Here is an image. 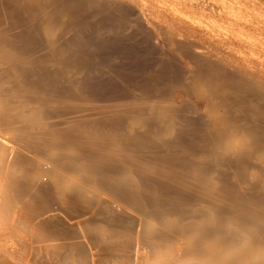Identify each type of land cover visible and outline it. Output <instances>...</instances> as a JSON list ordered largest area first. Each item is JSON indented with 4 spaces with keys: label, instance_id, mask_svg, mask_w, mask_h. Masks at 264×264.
<instances>
[{
    "label": "bare ground",
    "instance_id": "6f19581e",
    "mask_svg": "<svg viewBox=\"0 0 264 264\" xmlns=\"http://www.w3.org/2000/svg\"><path fill=\"white\" fill-rule=\"evenodd\" d=\"M140 1L148 12L127 0H0L2 206L35 228L94 213L103 226L90 230L100 247L117 245L122 264L153 257L150 246L174 247L171 264L204 254L207 264H264V0ZM114 16L111 32L141 39L159 74L129 80L142 94L103 104L87 91L88 46L77 40Z\"/></svg>",
    "mask_w": 264,
    "mask_h": 264
},
{
    "label": "rangeland",
    "instance_id": "374dc122",
    "mask_svg": "<svg viewBox=\"0 0 264 264\" xmlns=\"http://www.w3.org/2000/svg\"><path fill=\"white\" fill-rule=\"evenodd\" d=\"M129 1V2H128ZM127 3H129L128 5H133L134 7H133V9H135V10H137L138 8V11L140 10V7H141V10H145L146 12H148L149 10V8L148 7H146V6H144L143 4H142V2L140 1V0H127ZM136 6V7H135ZM140 6V7H139ZM144 6V7H143ZM148 10V11H147ZM105 15V14H104ZM152 17H154V15H151ZM118 17H120V14H118V15H116V18H118ZM115 18V16L112 18V19H109V20H107V19H101L102 20V22H101V24H103V25H101V26H103L102 28H101V30H97V28L95 27L94 28V26H92L91 27V29H93V30H91L90 28H88V29H86V31H84V37H85V33H89V34H86V37L85 38H87L88 37V39H89V41L90 42H88L86 39L84 40L83 39V36H81L82 38L81 39H78L77 40V43L79 44V42H80V46L83 48V47H85V46H82L83 44L84 45H87L88 46V48L87 47H85V49L83 48V50L85 51L86 49H88V50H86V52H83V50H82V48L81 47H79L78 45H76V43H75V45H74V49H76V50H79V51H81V52H83V54H87L85 57H87V59L89 58V60H90V65H91V67L93 68V72H92V68H91V72H90V74H89V76L91 75V73H92V75L90 76V78L89 79H91L90 81H89V79H88V81L90 82H87L88 83V85H87V87H89L88 89H87V91H89L90 90V92H89V94H92L93 96L95 95V97L97 96V99H101V100H103V104H104V102L106 101V99L107 100H110V99H115V98H117L116 96H118V95H121L122 93H126V92H128V91H130L131 93H133L134 92V90H138L137 89V87H135V85H132V82L131 81H135V80H138V81H145L147 78L148 79H151V78H154V77H157V75L159 74V72H158V66L157 65H155V63H156V60H155V58H153V60H152V57H153V54H150L149 53V51H148V49L146 48V46H145V44H143L142 42H141V39H139V38H134V37H132V39L130 38V37H126V35L125 34H121L120 35V33L119 32H117V33H115V31H117V30H113L114 32H111L112 30H110L109 28L111 27V26H114V27H116V19ZM111 20V21H110ZM115 20V21H114ZM107 21V22H106ZM108 23H110V24H108ZM111 23L113 24V25H111ZM110 25V26H109ZM109 27V28H108ZM105 28V29H104ZM108 29V30H107ZM103 31V32H102ZM109 32V34H108V32ZM90 32H91V34H90ZM101 33V34H100ZM105 34V35H104ZM96 35V36H95ZM103 35V36H102ZM111 35V36H110ZM115 35H118L120 38H119V40H118V36L117 37H115ZM100 36V37H99ZM111 37V39H110V37ZM125 36V37H124ZM95 37V38H94ZM102 37V38H101ZM123 37V38H122ZM91 38V39H90ZM108 38V39H107ZM114 38H116V39H114ZM125 38H128V39H125ZM82 39L84 40V41H82ZM94 39V40H93ZM93 40V41H92ZM103 40V41H102ZM109 40V41H108ZM110 40H114V42H110ZM116 40H118V42L116 41ZM81 41L82 42H84V43H81ZM85 41H86V43H85ZM94 41H98L97 43L95 42L94 43ZM93 42V43H92ZM90 43V44H89ZM114 43V44H113ZM120 43V44H119ZM133 43V44H132ZM142 43V44H141ZM90 45V47H89V45ZM93 44V45H92ZM116 44V45H115ZM94 45H96V46H94ZM100 46V47H99ZM111 46H113V47H111ZM118 46V47H117ZM131 46V47H130ZM81 49H79V48ZM93 47H94V49H93ZM105 47V48H104ZM125 47V48H124ZM98 48H99V50H98ZM123 48V49H122ZM145 48V49H144ZM103 49V50H102ZM98 50V53H96V51ZM142 50H145L144 52L141 51ZM90 53H89V52ZM106 51V52H105ZM113 51H114V53H113ZM138 53H137V52ZM94 54H93V53ZM117 52V53H116ZM136 52V53H135ZM149 54H148V53ZM112 53V54H111ZM104 54H106V55H104ZM116 54H117V56H116ZM133 54H135V55H133ZM141 54V55H140ZM90 55V56H89ZM91 55H93V58H92V56ZM97 55V56H96ZM102 55V56H101ZM112 55H114V56H112ZM122 55V56H121ZM126 55V56H125ZM130 55V56H129ZM99 56V57H98ZM116 56V57H115ZM143 58H142V57ZM147 56V57H146ZM136 57V58H135ZM149 57H150V59H149ZM99 58H100V60H99ZM102 58V59H101ZM129 58V59H128ZM141 58V59H140ZM108 59H109V61H108ZM147 59V60H146ZM105 60V61H104ZM129 60V61H128ZM130 60H132V61H130ZM134 60V61H133ZM136 60H137V62H136ZM144 60H145V62H144ZM150 60H151V62L152 63H150ZM98 61V62H97ZM119 61V62H118ZM123 61V62H122ZM143 61V62H142ZM155 61V62H154ZM101 62H105L106 64H101ZM112 62H113V64H112ZM127 62V63H126ZM153 62H154V64H153ZM111 63V64H110ZM108 64V65H107ZM115 64V65H114ZM153 64V65H152ZM106 65V66H105ZM121 66L122 68H123V71H122V73H121V75L120 74H118V75H116V77L113 75L112 76V74H113V71H109L110 69H111V67H112V69H116V68H119V66ZM138 65V66H137ZM152 65V66H151ZM117 66V67H116ZM124 66V67H123ZM134 66V67H133ZM116 67V68H115ZM151 67V68H150ZM94 68H97V69H94ZM126 68H128V69H126ZM144 68V69H143ZM170 68V67H169ZM107 69V70H106ZM140 69V70H139ZM149 69H150V71H149ZM153 69V70H152ZM94 70H95V72H94ZM102 70V71H101ZM117 70V69H116ZM129 70V71H128ZM148 70V71H147ZM98 71V72H97ZM148 73H147V72ZM105 74V75H103V73ZM107 72H109V74L107 73ZM149 72H150V74H149ZM152 72V73H151ZM155 72V73H154ZM166 72L168 73H170V75H171V72H173V74H174V70H171V68L168 70V69H166ZM100 75H99V74ZM147 73V74H146ZM157 73V74H156ZM166 73V74H167ZM97 74V75H96ZM173 74L170 76V78H172V79H174L173 77H175V76H173ZM111 75V76H110ZM120 75V76H119ZM155 75V76H154ZM162 75H164V74H162ZM175 75V74H174ZM95 76V77H94ZM96 76L97 77H99V78H96ZM123 76H124V78H123ZM167 76H168V74H167ZM168 76V77H169ZM173 76V77H172ZM111 77V78H110ZM115 77V78H114ZM118 77V78H117ZM119 77H121V78H119ZM138 78V79H136V78ZM145 77H147V78H145ZM108 78V79H107ZM93 79V80H92ZM117 79V80H116ZM135 79V80H134ZM141 79V80H140ZM109 80V81H108ZM112 80V81H111ZM114 80V81H113ZM129 80H131V81H129ZM117 81V82H116ZM106 82V83H105ZM110 83V84H109ZM115 83V84H114ZM129 83V84H128ZM91 84V85H90ZM95 84V85H94ZM113 84V85H112ZM102 85V86H101ZM105 85H107V86H105ZM120 86H122V87H120ZM139 86V85H138ZM104 87V88H103ZM110 87V88H109ZM119 87V88H118ZM92 88V89H91ZM99 88V89H98ZM124 88V89H123ZM138 88H140V87H138ZM109 89V90H108ZM110 89H111V91H110ZM120 89H121V91H120ZM104 90V91H103ZM124 92H123V91ZM126 90H128V91H126ZM93 91V92H92ZM101 91V92H100ZM103 91V92H102ZM139 91V90H138ZM138 91H136V92H134V93H138ZM97 93V94H95V93ZM110 92V93H109ZM116 92H117V94H116ZM130 92H128V93H130ZM140 92V91H139ZM115 93V94H114ZM113 94V95H112ZM139 94V93H138ZM140 94H142L141 92H140ZM116 95V96H115ZM101 96V97H100ZM114 96V97H113ZM183 96V97H182ZM186 95L183 93L180 97H181V99H184V98H186L185 97ZM105 98V99H104ZM108 98H110V99H108ZM107 102H109V101H107ZM200 106L201 107H203V103H200ZM187 110V112H185L186 113V115H185V117H188V118H193L192 120H196L197 119V121H196V125H195V127H193V128H196V127H202V125H201V117H199V118H197L198 116H200V115H197V117H196V115L194 116L193 114V110H191V109H185V111ZM188 110H190V112L188 111ZM207 110H208V108H207ZM208 112H210L211 114H212V116L214 115V113L213 112H211L210 110H208ZM190 116H188V115ZM193 121V122H194ZM200 125V126H199ZM6 202V201H5ZM5 202H1V200H0V205H1V207H0V264H43V261L45 260V258H47L46 259V261H48L49 262V264H51L56 258V262L54 263L53 262V264H67L68 263V261H69V263L68 264H75V261H76V264H122V263H119V261L121 260V255H120V253L119 252H117L118 251V249H117V245L114 243V245L116 246H114L115 247V249L113 248V246L111 245V244H113V243H110V245H111V247H109L110 245L108 244V243H106L107 244V247H108V250H106L105 248H106V246L104 247V246H102V247H100V244H102L103 245V241H101L100 239H102V234L100 233V232H95L94 230H90L92 227L94 228V227H96V226H103V222L102 221H95V220H98L96 217H95V215H94V217H93V214L94 213H92V214H87V216L89 217V216H91L90 218H94V221H90L89 219V221L87 220V219H85V218H88V217H85L86 215H81L80 217L81 218H78L77 216V218H78V220L80 221H88V223L86 224V221L83 223V222H79L78 220H77V218L76 217H72V219L70 220V217H68L67 216V219L65 218V220L63 219L64 218V216H66V214L64 215V213L61 215L60 213L59 214H55V215H52L51 217V220H54L55 221V219H56V221L57 222H54V225L53 226H51V223L46 227V225L44 226L43 225V227H39L40 225L42 226V224H40V225H38V226H36V228L35 227H25V224H20L19 222L17 223V216L16 215H18V211H17V209L15 210V209H8V208H4L7 204L5 203ZM6 204V205H5ZM4 207H3V206ZM3 211V212H2ZM9 211V212H8ZM14 212V213H11V212ZM8 213H10V214H8ZM5 214H7V215H9V216H7L6 217V215ZM5 215V216H4ZM11 215L13 216L12 217V219H11ZM58 215H60V216H58ZM53 216H55L54 217V219H53ZM73 216V215H72ZM83 216H84V218H83ZM16 218V220H13V219H15ZM57 217H60V218H58L57 219ZM61 217H62V219H61ZM5 218H10L11 219V221H8V219L6 220ZM75 220H74V219ZM96 218V219H95ZM62 221H61V220ZM61 221L63 224H61V222H59V221ZM68 220V221H67ZM69 220H70V223H68L69 222ZM72 220H74V221H72ZM13 221V222H12ZM15 221H16V223H15ZM75 221H77V222H75ZM71 222H74V223H71ZM65 223V224H64ZM77 223H80V225H81V231L79 230V228H80V226H79V224L77 225ZM90 223H92V224H90ZM95 223V224H94ZM96 223H98V224H96ZM153 223V222H152ZM151 222H149V223H147L146 225H148V227L150 228V224H152ZM154 223H157V221L155 222L154 221ZM18 224H20V225H18ZM53 224V223H52ZM56 224V225H55ZM73 224V225H72ZM74 224H75V226H74ZM84 224V225H83ZM13 225H16L15 227L13 226ZM18 225V226H17ZM63 225V226H62ZM72 225V226H71ZM159 226H160V224H158ZM27 226V225H26ZM49 226H51V227H49ZM78 226V227H77ZM138 226V225H137ZM16 227H20L19 229L18 228H16ZM21 227H22V229H24V230H21ZM25 227V228H24ZM38 227H39V229L41 230H39L38 229ZM59 229H57V228ZM60 227V228H59ZM69 227V228H68ZM76 227L78 228V230H76ZM84 227V228H83ZM26 228H28L29 230H30V232H29V230L27 231V229ZM35 230H34V229ZM51 228V229H50ZM61 228H62V230H61ZM68 228V229H67ZM71 228V229H70ZM74 228V229H73ZM45 229V230H44ZM168 229V227L166 228V230ZM34 230V231H33ZM44 230V231H43ZM51 230V231H50ZM87 230V231H86ZM27 231V232H26ZM39 233H38V232ZM53 231V232H52ZM55 231V232H54ZM62 231V232H61ZM67 231V232H66ZM74 231H77V232H75L76 234H79L80 232V234H79V236H75V233H74ZM86 231V232H85ZM26 232V233H25ZM43 232H44V234L48 237V239H47V237H45V235L43 234ZM45 232H47L48 234H46ZM58 232V233H57ZM65 232V233H64ZM82 232L83 233H86V234H83L84 236H86V235H90V233H91V235L93 234V236H92V238H90V236H87V238H88V240H89V238H90V240L92 239V240H94V239H96L97 238V242L100 240L101 241V243H100V241L97 243V242H95V240H94V242L96 243V245H95V243H93V241L91 240V242L92 243H89L88 244V242L90 241H88L87 240V243H85L86 241V239L84 238V236L82 235ZM87 232L89 233V234H87ZM93 232V233H92ZM95 232V233H94ZM27 233H28V235H27ZM35 233V234H34ZM53 233H55V234H53ZM67 233H69L68 234V236H67ZM74 233V234H73ZM38 234V235H37ZM41 236H40V235ZM53 234V235H52ZM57 234V235H56ZM60 234H63L62 236L60 235ZM72 234V235H71ZM96 234H98V235H96ZM31 235V236H30ZM34 235H36V236H34ZM56 236V237H53V236ZM96 235V236H95ZM99 235H101V236H99ZM50 236H52V237H50ZM59 236H61L60 238H59ZM68 238H67V237ZM73 237L74 236V239H75V241H74V239L73 238H69V237ZM98 236V237H97ZM36 237V238H35ZM45 239H44V238ZM76 237H77V239H76ZM78 237H80V238H82L83 237V239L82 240H80V238H78ZM93 237H95V238H93ZM101 237V238H100ZM50 238V239H49ZM55 238V239H54ZM56 238H57V240H56ZM100 238V239H99ZM32 239H35V240H32ZM38 239V240H37ZM62 239H64V240H62ZM68 239V240H67ZM70 239H73V240H70ZM79 239V241L76 243V240H78ZM85 239V240H84ZM99 239V240H98ZM30 240V241H29ZM50 240H51V242H50ZM63 241L64 243H65V246L64 245H62V243L63 242H61V241ZM46 242L45 243V246L47 245L48 246V248L47 247H45L44 246V242ZM48 241V242H47ZM53 241H56V243L55 242H53ZM58 241V242H57ZM75 243H74V242ZM81 241H83V244H86V246L85 245H82V242ZM53 242V243H52ZM70 242V243H69ZM55 243V244H54ZM57 243H60V244H57ZM63 243V244H64ZM66 243L68 244V245H66ZM72 243H74V244H72ZM184 243V242H183ZM183 243H181L180 245L181 246H183ZM40 244V245H39ZM42 244V245H41ZM49 244H50V246H49ZM94 244V245H93ZM105 244V245H106ZM59 245H61V246H59ZM81 245V248L79 247V246ZM89 245V246H88ZM94 247H93V246ZM97 245H99V249L101 250V253H99L100 251L98 250L97 251V249H98V246ZM109 245V246H108ZM39 248H38V247ZM53 246V247H52ZM55 246H57V248L55 247ZM65 248H63V247ZM73 246H77V247H73ZM90 247V248H88V247ZM38 248V250H37V248ZM41 247H43V249H44V251H42L43 249L41 248ZM53 250V251H51V249ZM54 247L57 249H54ZM71 249H70V248ZM79 247V249H78V251L76 250V248H78ZM85 247V248H84ZM86 247H87V249L89 250H93V251H91L92 252V256L94 257V258H89V256H90V254H91V252H90V250H89V252L90 253H88V256L84 253V256L83 257H79V259H78V257H76L75 255L77 254V252H78V254H77V256H79V253H80V251H83L84 252V250H86L85 252L87 253V249H86ZM93 247V248H92ZM96 247V248H95ZM151 247V248H150ZM150 247H148L147 249H145L147 252L146 253H148V256H149V254H152L153 255V257H147V258H141L140 260H139V262H138V264H168V263H170L171 264V262L168 260V255H167V253H166V251H168V250H171V249H173L174 247H172V246H164V250H162V248H160V249H156V248H154V247H152V246H150ZM63 248V249H62ZM73 248H75V249H73ZM84 248V249H83ZM103 248V249H102ZM109 248H113L114 249V251L113 250H110ZM170 248V249H169ZM49 249H50V251H49ZM61 249V250H60ZM117 249V250H116ZM33 250H35V252L33 251ZM37 250V251H36ZM48 250V251H47ZM56 252H55V251ZM64 250V251H63ZM72 250V251H71ZM75 250V251H74ZM80 250V251H79ZM109 250H110V252H109ZM39 251H40V253H39ZM71 251V252H70ZM74 251V252H73ZM103 251H106V253L108 254V253H111V255H113V256H108L107 254V256L105 255V252H103ZM43 252V254H41ZM45 252V253H44ZM60 252H61V254H60ZM83 252H81V254L83 255ZM95 252V253H94ZM98 252V253H97ZM116 252H117V255L118 256H116L115 257V254H116ZM35 253V254H34ZM38 253V254H37ZM58 253V254H57ZM64 253V254H63ZM68 253H70L69 254V256H68ZM73 253V254H72ZM74 253H76V254H74ZM94 253V254H93ZM104 253V254H103ZM115 253V254H114ZM146 253H144V255L146 254ZM56 254V255H55ZM80 254V256H82ZM99 254V255H98ZM104 255V256H106V258L107 259H105V257L104 256H102V255ZM166 254V255H165ZM34 255V258L32 257ZM36 255V256H35ZM47 255V256H46ZM52 255V256H51ZM101 255V256H100ZM143 255V256H144ZM39 256H42V257H39ZM50 256L52 257V258H50ZM55 256V257H54ZM60 256V257H59ZM86 256V257H85ZM203 258H202V257ZM63 257V258H62ZM66 257V258H65ZM104 257V258H103ZM119 257V259H117ZM207 257H209L208 255H206V254H204V255H197L193 260H195V262L193 261V260H189V261H192V262H189V264H193V262L196 264V263H198V264H207V261L206 260H210V257L209 258H207ZM42 258H44V260L42 259ZM54 258V259H53ZM75 258L77 259V260H75ZM84 259V260H82V259ZM200 258V259H199ZM32 259V261L34 262H32V261H30ZM34 259V260H33ZM40 259V260H39ZM62 259V260H61ZM71 259V260H70ZM74 259V260H73ZM89 260L90 262L89 263H87L86 262V260ZM90 259H93L92 261L90 260ZM99 259H101V260H99ZM111 259V260H110ZM118 260V262H114V260ZM204 259V260H203ZM38 262H37V261ZM50 260H53V261H50ZM59 260V261H58ZM46 261L44 262L45 264H48V262L46 263ZM99 261H101V262H99ZM111 261H112V263H111ZM197 261V262H196ZM199 261V262H198ZM205 261H206V263H205ZM40 262V263H39ZM42 262V263H41ZM59 262H61V263H59ZM64 262V263H63ZM82 262V263H81ZM133 264V262L131 263V262H127V263H125V264ZM188 264V263H187Z\"/></svg>",
    "mask_w": 264,
    "mask_h": 264
}]
</instances>
